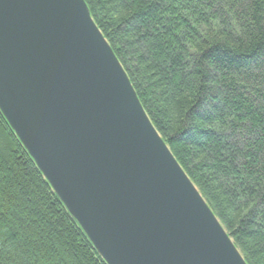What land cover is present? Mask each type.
Returning <instances> with one entry per match:
<instances>
[{"label":"water","instance_id":"obj_1","mask_svg":"<svg viewBox=\"0 0 264 264\" xmlns=\"http://www.w3.org/2000/svg\"><path fill=\"white\" fill-rule=\"evenodd\" d=\"M0 110L107 264H249L86 0H0Z\"/></svg>","mask_w":264,"mask_h":264},{"label":"trees","instance_id":"obj_2","mask_svg":"<svg viewBox=\"0 0 264 264\" xmlns=\"http://www.w3.org/2000/svg\"><path fill=\"white\" fill-rule=\"evenodd\" d=\"M153 123L264 264V0H86ZM0 264H107L0 110Z\"/></svg>","mask_w":264,"mask_h":264}]
</instances>
